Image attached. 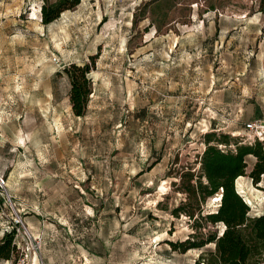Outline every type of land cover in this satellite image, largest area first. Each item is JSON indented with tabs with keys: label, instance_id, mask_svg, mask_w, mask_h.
I'll return each instance as SVG.
<instances>
[{
	"label": "rangeland",
	"instance_id": "374dc122",
	"mask_svg": "<svg viewBox=\"0 0 264 264\" xmlns=\"http://www.w3.org/2000/svg\"><path fill=\"white\" fill-rule=\"evenodd\" d=\"M54 1L0 0V238L24 264H194L212 245L172 249L194 229L170 210L206 132L264 119L258 0H80L44 25ZM93 55L78 117L64 67ZM254 162L235 186L258 215Z\"/></svg>",
	"mask_w": 264,
	"mask_h": 264
},
{
	"label": "trees",
	"instance_id": "16d2710c",
	"mask_svg": "<svg viewBox=\"0 0 264 264\" xmlns=\"http://www.w3.org/2000/svg\"><path fill=\"white\" fill-rule=\"evenodd\" d=\"M79 2H43L40 7L42 24L52 22L61 12L73 8ZM258 11L264 16V0H258ZM95 58L93 55L90 56V62L81 65L72 63L64 67L70 84L71 111L78 117L87 110L91 94L89 72ZM203 140L205 145L199 155L197 171H184L179 177L176 188L185 197L170 210L174 216H187L194 231L184 241H169V244L180 252L211 244L212 248L204 251L194 264H264V213L253 215L235 186V180L245 174L246 157L249 155L255 158V162L248 175L252 182L260 181L264 173V141L255 139L251 143H239L229 134L216 133L215 129L206 132ZM219 192L221 195L216 209L205 212L207 199ZM210 225L216 228L202 232ZM14 234L15 231L11 230L0 238V264L13 259L16 253Z\"/></svg>",
	"mask_w": 264,
	"mask_h": 264
},
{
	"label": "built area",
	"instance_id": "2783aa9c",
	"mask_svg": "<svg viewBox=\"0 0 264 264\" xmlns=\"http://www.w3.org/2000/svg\"><path fill=\"white\" fill-rule=\"evenodd\" d=\"M244 130L246 131V135L248 138L245 140L251 143L253 140L257 139L260 141H264V119H250L244 122ZM222 146V145H221ZM0 186H2V179H0ZM220 192L217 193L212 200L217 201L220 198ZM26 230V227L22 225ZM4 264H24V259L19 258L15 261L12 259L5 260Z\"/></svg>",
	"mask_w": 264,
	"mask_h": 264
},
{
	"label": "crops",
	"instance_id": "0c3cea01",
	"mask_svg": "<svg viewBox=\"0 0 264 264\" xmlns=\"http://www.w3.org/2000/svg\"><path fill=\"white\" fill-rule=\"evenodd\" d=\"M2 264H4V263H2Z\"/></svg>",
	"mask_w": 264,
	"mask_h": 264
}]
</instances>
